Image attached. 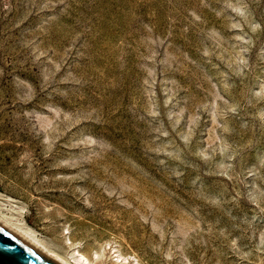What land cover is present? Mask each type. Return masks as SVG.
I'll return each mask as SVG.
<instances>
[{"label":"rangeland","instance_id":"obj_1","mask_svg":"<svg viewBox=\"0 0 264 264\" xmlns=\"http://www.w3.org/2000/svg\"><path fill=\"white\" fill-rule=\"evenodd\" d=\"M0 217L68 259L264 264V0H0Z\"/></svg>","mask_w":264,"mask_h":264},{"label":"water","instance_id":"obj_2","mask_svg":"<svg viewBox=\"0 0 264 264\" xmlns=\"http://www.w3.org/2000/svg\"><path fill=\"white\" fill-rule=\"evenodd\" d=\"M0 264H59L0 224Z\"/></svg>","mask_w":264,"mask_h":264},{"label":"bare ground","instance_id":"obj_3","mask_svg":"<svg viewBox=\"0 0 264 264\" xmlns=\"http://www.w3.org/2000/svg\"><path fill=\"white\" fill-rule=\"evenodd\" d=\"M0 224L59 264H94V262L101 264L102 260L106 262V264H127L128 257L123 256L118 250L115 251L116 255L109 258L105 254V247H100L99 251H94L90 255L77 252L76 255L71 254L69 259L61 257L48 251L39 241L35 240L30 233L26 232L22 228L12 225L2 217H0Z\"/></svg>","mask_w":264,"mask_h":264}]
</instances>
